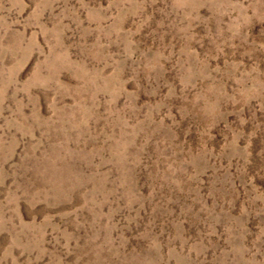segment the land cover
Here are the masks:
<instances>
[{
	"label": "rangeland",
	"instance_id": "374dc122",
	"mask_svg": "<svg viewBox=\"0 0 264 264\" xmlns=\"http://www.w3.org/2000/svg\"><path fill=\"white\" fill-rule=\"evenodd\" d=\"M0 264H264V0H0Z\"/></svg>",
	"mask_w": 264,
	"mask_h": 264
}]
</instances>
